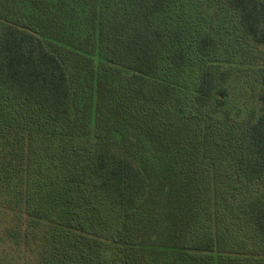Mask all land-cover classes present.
Masks as SVG:
<instances>
[{"label": "trees", "instance_id": "1", "mask_svg": "<svg viewBox=\"0 0 264 264\" xmlns=\"http://www.w3.org/2000/svg\"><path fill=\"white\" fill-rule=\"evenodd\" d=\"M262 242L264 0H0L6 264H264Z\"/></svg>", "mask_w": 264, "mask_h": 264}, {"label": "rangeland", "instance_id": "2", "mask_svg": "<svg viewBox=\"0 0 264 264\" xmlns=\"http://www.w3.org/2000/svg\"><path fill=\"white\" fill-rule=\"evenodd\" d=\"M252 46L248 44L245 47L243 52V57L239 60L240 56L238 55V63L233 66V78L231 82V98H230V107L232 109L243 108L242 111L245 114L250 108V103H252L251 95L253 90H256L257 86L255 83L254 68L260 64L263 54L260 50L251 48ZM233 223H228L233 236L238 240L237 242H243L249 238L246 231L241 228L234 229ZM250 242L252 241L251 239ZM252 244V243H250ZM264 247V242H262ZM10 256L1 255L0 262L1 264H6L5 261L9 260Z\"/></svg>", "mask_w": 264, "mask_h": 264}]
</instances>
